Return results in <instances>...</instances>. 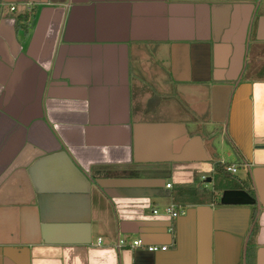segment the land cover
I'll use <instances>...</instances> for the list:
<instances>
[{
  "label": "crops",
  "instance_id": "0c3cea01",
  "mask_svg": "<svg viewBox=\"0 0 264 264\" xmlns=\"http://www.w3.org/2000/svg\"><path fill=\"white\" fill-rule=\"evenodd\" d=\"M0 264H264V0H0Z\"/></svg>",
  "mask_w": 264,
  "mask_h": 264
},
{
  "label": "trees",
  "instance_id": "16d2710c",
  "mask_svg": "<svg viewBox=\"0 0 264 264\" xmlns=\"http://www.w3.org/2000/svg\"><path fill=\"white\" fill-rule=\"evenodd\" d=\"M28 16L24 17L23 20H28ZM226 167H228V165H220L217 164L215 165V178L218 176H222V179H224L226 181V183L231 184L232 187L226 188L225 186L222 187H217V185H215L214 187V192L216 191H224L226 190H245L247 191L252 197H256V192L254 191V189L249 188V183L248 182H238L235 179L231 178L230 173H228L226 171ZM225 190V191H226ZM212 190L209 191L207 188H198V189H194L191 187H178V190H176V193L174 195V200L177 202L178 200L183 202L184 200H186V198H212L215 196ZM203 200V199H202ZM201 200V201H202ZM178 201V202H179Z\"/></svg>",
  "mask_w": 264,
  "mask_h": 264
},
{
  "label": "built area",
  "instance_id": "2783aa9c",
  "mask_svg": "<svg viewBox=\"0 0 264 264\" xmlns=\"http://www.w3.org/2000/svg\"><path fill=\"white\" fill-rule=\"evenodd\" d=\"M11 11H15V7H11ZM224 166V165H223ZM226 171L230 174H236L237 173V167L236 166H231V167H226ZM207 181V177H202V183H206ZM168 188H171V184L167 185ZM159 212L158 211H154V214L157 215ZM183 213H185V210L181 207V206H177V205H171L170 207H168L165 211V214L168 215L172 220H176L178 219L181 215H183ZM101 240L99 241V245L101 244ZM128 246V244L124 241V240H119L117 243V248L121 249ZM131 248L132 249H145L150 253H159L162 251H167L168 247L166 246H148L145 245L143 243L142 240L137 239L134 240L131 243Z\"/></svg>",
  "mask_w": 264,
  "mask_h": 264
},
{
  "label": "water",
  "instance_id": "95a60500",
  "mask_svg": "<svg viewBox=\"0 0 264 264\" xmlns=\"http://www.w3.org/2000/svg\"><path fill=\"white\" fill-rule=\"evenodd\" d=\"M206 182L212 184V178ZM220 203L224 206H256L258 199L245 190H226L222 193Z\"/></svg>",
  "mask_w": 264,
  "mask_h": 264
},
{
  "label": "rangeland",
  "instance_id": "374dc122",
  "mask_svg": "<svg viewBox=\"0 0 264 264\" xmlns=\"http://www.w3.org/2000/svg\"><path fill=\"white\" fill-rule=\"evenodd\" d=\"M225 159H226L229 163L232 161L231 159H228V158H225ZM242 173H243V172L240 171V172H239L238 174H236V175H231V174H230V175H231V178L234 179L235 176L242 177ZM201 183H202V182H201ZM205 186H207L206 188H207L209 191H211V190L213 189V185H211V184H207V183L205 184V183H203V186H202V187L205 188ZM188 199H189V198H186V200H184L183 203L186 202Z\"/></svg>",
  "mask_w": 264,
  "mask_h": 264
}]
</instances>
